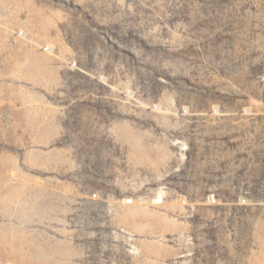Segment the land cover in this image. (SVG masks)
Listing matches in <instances>:
<instances>
[{
	"label": "rangeland",
	"instance_id": "374dc122",
	"mask_svg": "<svg viewBox=\"0 0 264 264\" xmlns=\"http://www.w3.org/2000/svg\"><path fill=\"white\" fill-rule=\"evenodd\" d=\"M0 264H264V0H0Z\"/></svg>",
	"mask_w": 264,
	"mask_h": 264
}]
</instances>
